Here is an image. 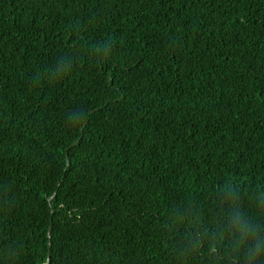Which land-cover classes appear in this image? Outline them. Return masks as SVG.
I'll return each instance as SVG.
<instances>
[{"label": "trees", "instance_id": "16d2710c", "mask_svg": "<svg viewBox=\"0 0 264 264\" xmlns=\"http://www.w3.org/2000/svg\"><path fill=\"white\" fill-rule=\"evenodd\" d=\"M241 219L256 239L206 252ZM256 244L264 0H0V264H264Z\"/></svg>", "mask_w": 264, "mask_h": 264}, {"label": "clouds", "instance_id": "9594fccd", "mask_svg": "<svg viewBox=\"0 0 264 264\" xmlns=\"http://www.w3.org/2000/svg\"><path fill=\"white\" fill-rule=\"evenodd\" d=\"M241 214H237L239 218ZM256 239L257 234L254 231V228L248 224L247 220H239V226L236 229V234L233 235L231 239L221 236L218 240L209 245V248L206 250L208 253H215L217 247H231L233 252H239L244 246L247 245L249 238ZM264 249L261 248L259 244L254 245L251 248H248L245 253L246 256H259Z\"/></svg>", "mask_w": 264, "mask_h": 264}, {"label": "water", "instance_id": "95a60500", "mask_svg": "<svg viewBox=\"0 0 264 264\" xmlns=\"http://www.w3.org/2000/svg\"><path fill=\"white\" fill-rule=\"evenodd\" d=\"M50 233V228L48 229V234Z\"/></svg>", "mask_w": 264, "mask_h": 264}]
</instances>
